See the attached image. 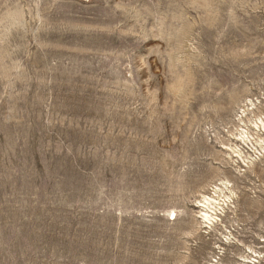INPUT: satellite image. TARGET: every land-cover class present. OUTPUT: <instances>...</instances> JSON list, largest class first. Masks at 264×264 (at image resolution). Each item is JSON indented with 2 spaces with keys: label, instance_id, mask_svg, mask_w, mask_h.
Here are the masks:
<instances>
[{
  "label": "rangeland",
  "instance_id": "1",
  "mask_svg": "<svg viewBox=\"0 0 264 264\" xmlns=\"http://www.w3.org/2000/svg\"><path fill=\"white\" fill-rule=\"evenodd\" d=\"M0 264H264V0H0Z\"/></svg>",
  "mask_w": 264,
  "mask_h": 264
},
{
  "label": "bare ground",
  "instance_id": "2",
  "mask_svg": "<svg viewBox=\"0 0 264 264\" xmlns=\"http://www.w3.org/2000/svg\"><path fill=\"white\" fill-rule=\"evenodd\" d=\"M202 217H204V216H202ZM206 219V218H205ZM205 219H203V220H205ZM208 223V222H207Z\"/></svg>",
  "mask_w": 264,
  "mask_h": 264
}]
</instances>
